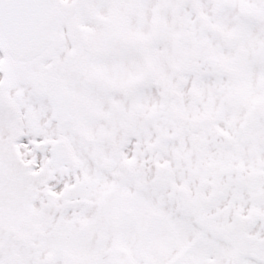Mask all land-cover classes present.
<instances>
[{
  "label": "snow or ice",
  "instance_id": "6c2138e0",
  "mask_svg": "<svg viewBox=\"0 0 264 264\" xmlns=\"http://www.w3.org/2000/svg\"><path fill=\"white\" fill-rule=\"evenodd\" d=\"M0 264H264V0H0Z\"/></svg>",
  "mask_w": 264,
  "mask_h": 264
}]
</instances>
